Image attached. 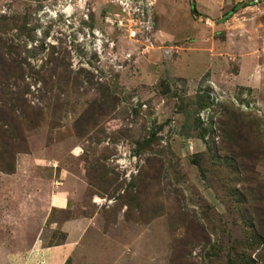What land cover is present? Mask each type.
<instances>
[{
  "label": "rangeland",
  "instance_id": "rangeland-1",
  "mask_svg": "<svg viewBox=\"0 0 264 264\" xmlns=\"http://www.w3.org/2000/svg\"><path fill=\"white\" fill-rule=\"evenodd\" d=\"M195 3L0 0L8 210L77 165L102 264H264V0Z\"/></svg>",
  "mask_w": 264,
  "mask_h": 264
},
{
  "label": "crops",
  "instance_id": "crops-1",
  "mask_svg": "<svg viewBox=\"0 0 264 264\" xmlns=\"http://www.w3.org/2000/svg\"><path fill=\"white\" fill-rule=\"evenodd\" d=\"M14 177L17 209L0 201V264H102L101 250L89 243L97 213H76L89 187L82 169L38 163Z\"/></svg>",
  "mask_w": 264,
  "mask_h": 264
},
{
  "label": "trees",
  "instance_id": "trees-1",
  "mask_svg": "<svg viewBox=\"0 0 264 264\" xmlns=\"http://www.w3.org/2000/svg\"><path fill=\"white\" fill-rule=\"evenodd\" d=\"M191 2H192V5H191L192 6V11L193 12H196V3H195V0H191ZM70 82H74V80H70ZM240 157H241V159L243 158V162L240 163V164H242V169L246 170V168H247V162L248 161H251L252 158H253V156H252V154L250 155L248 153L242 152L240 154ZM195 163H197V160L195 161ZM14 172H15V170H14Z\"/></svg>",
  "mask_w": 264,
  "mask_h": 264
}]
</instances>
